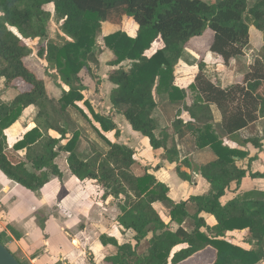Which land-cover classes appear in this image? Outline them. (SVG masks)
<instances>
[{
  "label": "trees",
  "instance_id": "16d2710c",
  "mask_svg": "<svg viewBox=\"0 0 264 264\" xmlns=\"http://www.w3.org/2000/svg\"><path fill=\"white\" fill-rule=\"evenodd\" d=\"M47 5L54 6L61 29L71 40L63 44L48 42L39 53L57 69L68 88L59 106L49 95L45 81L25 63L31 51L23 39L47 36ZM0 14V80L8 89L18 80L29 87L10 102H0V171L9 180L38 192L52 179L63 177L56 160L60 153L69 154L67 162L76 178L95 180L106 191V198L117 201L120 231L136 233L134 246L112 241L118 253L107 259L111 264H183L208 249L216 252L213 264L264 261V192L235 194L246 177L264 179V174L248 173L256 160L253 157L248 166L242 164L249 152L224 146L213 127L211 110L215 106L220 112V128L230 136L264 119V46L242 80L226 88L208 76L205 63L208 53L222 57L227 67L233 59L244 56L251 42V28L264 31V0L252 8L248 0L213 4L203 0H0ZM128 25H133L131 32L127 31ZM105 27L109 32L103 42L114 56L108 65L117 68L108 73V81L115 87L110 96L114 110L124 116L133 131L148 139L156 157L175 163L179 153L171 147L173 138L166 130L158 134L160 124L155 117L156 95L167 96L177 107L171 124L173 132L181 138L195 137L199 149H210L216 157L195 170L211 186L207 195L174 204L166 184L148 171L143 175L134 172L132 148L104 136L115 132L119 137L120 131L111 118L101 115L85 99L80 74L89 62H98V40ZM209 30L214 35L208 42L209 49L205 48L208 53H198V69L190 86L195 99L189 106L188 91L177 85L175 67L192 40ZM125 62H131L128 70L120 67ZM79 103L89 108L107 149L83 128L70 132L64 126L65 113L77 109ZM32 106L37 109L36 128L15 144V151L24 152V157L18 159L8 153L5 133ZM184 113H189V119L182 118ZM83 139L89 145L87 158L78 152ZM247 143L258 149L259 155L264 154L259 140ZM183 163L191 167L189 161ZM177 172L183 180H191L181 169ZM158 203L171 204V223L179 226L177 231L163 221L155 209ZM190 203L198 208L194 215L189 214ZM210 216L215 218L216 226L208 224ZM189 218L194 221L191 231L182 227ZM229 232L243 233L252 250L227 241ZM145 240L148 248L140 255L138 248Z\"/></svg>",
  "mask_w": 264,
  "mask_h": 264
},
{
  "label": "crops",
  "instance_id": "0c3cea01",
  "mask_svg": "<svg viewBox=\"0 0 264 264\" xmlns=\"http://www.w3.org/2000/svg\"><path fill=\"white\" fill-rule=\"evenodd\" d=\"M128 26L127 31L131 32L133 25ZM104 29V33L101 36L102 40L109 32V30H107V34H105L108 28L105 27ZM192 48H195L197 51L208 53L205 49V44L200 39L192 40L190 49ZM245 54L244 56L233 59L231 63H235L238 59H245ZM207 62L217 64L216 71L220 76L224 74L229 76V74L232 75L235 73L234 82L231 81L232 83L230 82L229 86L237 81H241L243 78L242 75L237 74L236 69L231 68L232 65H230L228 69L225 68L224 60L216 54L208 53L205 60L208 66ZM0 81L4 83V80ZM177 85L182 87L178 83ZM186 87L182 88L188 91V87ZM223 87L226 88L227 86ZM91 102L94 104L93 101ZM187 104L192 106L189 100H187ZM33 110L37 109L33 106L26 109V111ZM158 110L159 104L155 116ZM211 110L214 118L213 127L216 129L215 127H220L222 117L215 106H211ZM26 111L23 116L26 115ZM111 112L110 115L99 113L111 118L120 131V136H115L114 140L110 139V141L126 145L134 150L136 160V166L134 167L135 173L138 168L145 167L143 168V174L148 171L160 182L166 184L170 188L169 197L174 204L187 201L191 197L205 196L210 192V184L195 171L197 167L204 166L216 159L210 149H199L195 141L197 157L201 158L204 154L209 159L204 162L203 159L197 161L187 157L183 158L180 143L193 136L181 138L173 132L172 128H169L166 131L169 133L172 131L171 136L175 141V147L179 153L178 160L175 163H170L166 159L156 157L148 139L144 136V138H140L144 143L145 149V155L141 157L139 156L136 143L126 144L123 142L126 134L124 131H121L122 128L119 126V123L122 121L124 122V127L128 129L130 137L136 139L140 136H138L137 132L132 130L130 124L129 126L126 124L124 116L117 113L112 104ZM27 119L29 121L26 123V129L20 127L22 126V119L5 133L7 138L14 139V146L22 141L28 132L36 128L35 119L34 121L29 118ZM106 134H104V136ZM217 134L224 143V146L232 150L250 153L245 161L242 162L244 166H248L250 158L256 157V160L253 161L251 168L248 170L249 174H264V154L259 155L258 149L247 143L250 140L257 139L262 143V150L264 151V119H260L233 136L227 135L223 131L221 135L219 133ZM52 135L55 136L53 133ZM94 141L98 142L97 140ZM13 148L12 146L9 147L10 150H13ZM16 153L18 155L16 158L21 159L24 157V152L16 151ZM61 154H65L66 158L64 163L60 164L59 160ZM68 156L69 154L67 153H60L56 160L63 177L61 179H52L49 184L38 192H32L23 188L17 183L9 180L0 171V238L4 240L5 246H7L22 264H111L107 259L116 256L118 253V249L112 245V241H116L120 246L125 244L136 245V233L129 231L123 234L117 225V218L120 215L117 201L113 198H106V191L103 190L102 192L103 188H101L95 180L80 181L76 178L69 168L67 162ZM191 157L192 155H190V158ZM185 160L189 161L191 167L183 163ZM178 168L190 176L191 180H183L178 175ZM172 185H176L178 188L173 189ZM236 189V185H233L232 190L235 191ZM254 191L264 192L263 178L253 179L251 176L246 177L235 194L240 195ZM155 209L158 211L163 221L166 224H170L172 231L175 232L178 230L179 226L175 223H171V204L158 203L155 205ZM197 209L196 204L190 203L188 205L190 215H194ZM207 222L210 226H216L214 217H208ZM182 227L187 231H191L194 228V221L189 218ZM235 237H239V239H235ZM226 240L244 250H252L253 248L252 245H250L249 238L245 237L243 233L229 232L226 235ZM147 245L148 240L141 243L138 248L140 255L146 253L148 248ZM143 247L144 250L142 252L139 251V249ZM181 248L182 247L178 249ZM215 255V251L208 249L195 255L183 264H213ZM259 264H264V261Z\"/></svg>",
  "mask_w": 264,
  "mask_h": 264
},
{
  "label": "rangeland",
  "instance_id": "374dc122",
  "mask_svg": "<svg viewBox=\"0 0 264 264\" xmlns=\"http://www.w3.org/2000/svg\"><path fill=\"white\" fill-rule=\"evenodd\" d=\"M209 4L217 3L221 0H203ZM259 0H248L249 8H252L255 6V4ZM44 10L49 14L48 22L46 23V29H47V36L46 38L36 39V40H29V39H23L24 44L30 49L31 54L26 59L25 63L26 65L33 71L35 74L40 78L43 79L46 83V87L48 90L49 95L51 98L55 101L56 105L59 106V100L62 97L63 91L68 90L67 86L64 85V82L58 73L57 69L49 65L47 61L40 57L39 53L42 48H45L48 44V42H55L58 44H63L65 42L71 41L70 38L63 33L61 29V22L56 18L55 15V9L53 5H47L44 7ZM1 16V14H0ZM107 30L105 31V34H107ZM14 32L17 33L16 30ZM214 33L209 30L205 33L204 36L200 37L203 41V43L208 47V42L210 41L211 36H213ZM102 37L98 40V54H97V63L89 62L85 69L81 72L80 78H81V84L86 88V90L83 92V95L86 100H91L95 104V108L100 113H103L105 115H110L111 112V103H110V96L115 88L112 86L108 81V73L112 71L113 69L108 66L109 62L113 60L114 56L111 51H109L106 47L104 42H102ZM101 43V44H100ZM264 31L261 32L257 30L256 28H251V42L250 45L246 48V54L245 59H238L235 63H230L232 65L231 68L236 69L237 74L239 75H245L249 68L254 64L259 50L264 46ZM209 47L207 48V50ZM198 53L195 48L188 49L184 53L182 60L178 65L175 67L174 75L176 82L180 84L182 87H188V93H187V100L191 102H194V95L193 92L190 90V86L193 85L194 76L198 69ZM194 56V57H193ZM232 62V61H231ZM207 74L208 76L214 80L215 82L219 83L222 87L223 86H229L230 82H234V76L235 73L232 75L224 74L223 76H220V74L216 71L217 70V64H211V62H207ZM225 65V64H224ZM230 65L225 68H230ZM131 66V62H125L120 67L125 68L128 70ZM119 67V68H120ZM226 70V69H225ZM238 75V76H239ZM232 83V82H231ZM186 85V86H185ZM186 87V88H187ZM29 87L23 83L21 80H18L14 82L13 87L8 89L5 87L4 83L0 81V102H10L15 97H17L20 93L24 92L25 89H28ZM156 100L159 104V110L156 113V118L158 119V122L160 124V129L158 134L162 130H168L171 128L172 121L174 120L175 112L177 110V107L173 106L167 96H160L156 95ZM79 107L76 109L70 108L65 113V122L64 126L70 131L74 132L80 128H83L88 136L93 140H97L99 143L103 145L104 148H108L105 141H103L100 136L97 133V129L99 128V125L93 122L91 113L89 111V108L84 105V103H79ZM26 115L22 117L23 122L21 123L22 126H20L22 129L27 128V121H29L27 118L34 121L37 110L33 111H26ZM190 115L189 113H184L182 118L189 119ZM21 119V120H22ZM20 120V121H21ZM126 124L129 126V123L124 119ZM119 126L122 128L121 131L125 132V139L124 143L133 144L136 143V147L138 148L139 156L143 157L145 155V149H144V143L141 141V137L144 138L140 133H137L138 136L136 139L134 137H130L128 134V129L124 127V122H120ZM217 133L221 135V129L220 127H215ZM172 131H170L171 134ZM86 135V134H85ZM172 135V134H171ZM105 137L107 139L114 140L115 132L106 134ZM224 138V137H222ZM14 139L7 138L6 144L8 148V153L12 155V157H18L16 151L13 149H9L10 146L14 147ZM120 141V140H119ZM172 142V141H171ZM181 150L183 154V158H189V159H195V160H204L207 161L209 158L206 155H202L203 157H197V149L195 148V138L190 137L184 142L180 143ZM175 146V141L173 139V145ZM78 152L81 154L83 158H87L90 154L89 152V145L87 144V141H84V139L80 142L78 147ZM190 155L192 157L190 158ZM66 158L65 154H61L60 157V164L64 163ZM145 168V167H143ZM138 168L136 170V173L138 175L143 174L144 169ZM173 189H177L178 187L176 185H172ZM101 190V189H100ZM104 189H102L103 192ZM105 191V190H104ZM235 239H239V237H235ZM5 245V242L2 238H0ZM7 247V246H6ZM143 248H140L139 251H143ZM94 256V255H93Z\"/></svg>",
  "mask_w": 264,
  "mask_h": 264
},
{
  "label": "water",
  "instance_id": "95a60500",
  "mask_svg": "<svg viewBox=\"0 0 264 264\" xmlns=\"http://www.w3.org/2000/svg\"><path fill=\"white\" fill-rule=\"evenodd\" d=\"M0 264H21L12 252L0 242Z\"/></svg>",
  "mask_w": 264,
  "mask_h": 264
}]
</instances>
